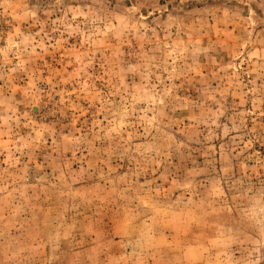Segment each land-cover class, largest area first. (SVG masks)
Instances as JSON below:
<instances>
[{
    "label": "rangeland",
    "instance_id": "374dc122",
    "mask_svg": "<svg viewBox=\"0 0 264 264\" xmlns=\"http://www.w3.org/2000/svg\"><path fill=\"white\" fill-rule=\"evenodd\" d=\"M0 264H264V0H0Z\"/></svg>",
    "mask_w": 264,
    "mask_h": 264
}]
</instances>
